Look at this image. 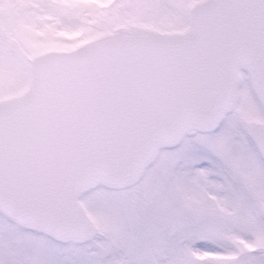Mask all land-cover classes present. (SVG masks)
Returning a JSON list of instances; mask_svg holds the SVG:
<instances>
[{"label":"snow or ice","instance_id":"snow-or-ice-1","mask_svg":"<svg viewBox=\"0 0 264 264\" xmlns=\"http://www.w3.org/2000/svg\"><path fill=\"white\" fill-rule=\"evenodd\" d=\"M0 264H264V0H0Z\"/></svg>","mask_w":264,"mask_h":264}]
</instances>
